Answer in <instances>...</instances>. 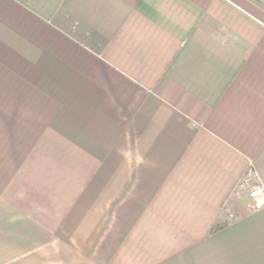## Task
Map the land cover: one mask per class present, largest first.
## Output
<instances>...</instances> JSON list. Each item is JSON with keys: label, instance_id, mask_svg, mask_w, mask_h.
<instances>
[{"label": "crops", "instance_id": "1", "mask_svg": "<svg viewBox=\"0 0 264 264\" xmlns=\"http://www.w3.org/2000/svg\"><path fill=\"white\" fill-rule=\"evenodd\" d=\"M264 0H0V264H264Z\"/></svg>", "mask_w": 264, "mask_h": 264}, {"label": "built area", "instance_id": "2", "mask_svg": "<svg viewBox=\"0 0 264 264\" xmlns=\"http://www.w3.org/2000/svg\"><path fill=\"white\" fill-rule=\"evenodd\" d=\"M238 187L247 191V195L255 208L264 205V185L259 174L253 167H248L243 174Z\"/></svg>", "mask_w": 264, "mask_h": 264}]
</instances>
